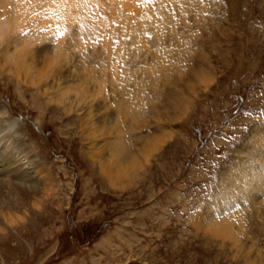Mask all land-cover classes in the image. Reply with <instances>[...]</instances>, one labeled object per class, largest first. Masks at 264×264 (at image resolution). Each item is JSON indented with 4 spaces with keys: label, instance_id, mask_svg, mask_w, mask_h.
Listing matches in <instances>:
<instances>
[{
    "label": "rangeland",
    "instance_id": "obj_1",
    "mask_svg": "<svg viewBox=\"0 0 264 264\" xmlns=\"http://www.w3.org/2000/svg\"><path fill=\"white\" fill-rule=\"evenodd\" d=\"M204 1L201 24L192 12L188 24L177 22L179 6L170 3L169 50L148 59L153 67L134 68L135 86L121 104L132 113L116 123L115 109L103 113L99 104L34 107L32 87L0 77V106L19 118L42 167L37 194L12 183L0 190V264H243L231 258V241L220 245L192 220L231 195L223 187L240 173L234 151L248 152V134L260 127L264 3ZM203 74L213 81L203 84ZM105 162L116 171L111 182L99 168Z\"/></svg>",
    "mask_w": 264,
    "mask_h": 264
},
{
    "label": "bare ground",
    "instance_id": "obj_2",
    "mask_svg": "<svg viewBox=\"0 0 264 264\" xmlns=\"http://www.w3.org/2000/svg\"><path fill=\"white\" fill-rule=\"evenodd\" d=\"M171 2L179 6L177 22L186 24L192 12L195 22L204 23L201 15L208 4L204 0H0V77L5 73L7 80L15 79L18 84L32 87L30 102L34 107L43 108L54 101L57 109L66 112L72 106L85 105L89 110L99 104L103 113L110 107L115 109L111 118L116 123L118 118L132 113L133 107L127 103L128 90L136 81L134 68L148 66L153 63L149 58L157 61L169 50L163 36L169 30L170 18H174ZM238 2L240 6L246 4ZM228 8L227 15H233L236 7L232 2ZM261 9L264 18V5ZM179 34L175 32L176 39ZM199 79L203 84L213 81L207 74ZM123 100L127 102L125 107L121 106ZM257 120L260 127L253 134L248 132L249 151H234L238 154L236 166L240 173L229 174L227 188L222 186L231 195L226 199L223 196L225 201L217 212L198 211L192 220L195 231L218 239L220 245L231 241L235 251L231 258L241 257L243 264H264V113ZM22 126L19 118L10 116L0 106V190L4 193L11 183L23 185L32 193L42 185V167L35 145L26 139ZM148 141L143 144L147 152L160 143ZM108 166L105 162L99 168L111 182L116 171ZM239 233L245 234L244 240ZM260 237L263 247H258Z\"/></svg>",
    "mask_w": 264,
    "mask_h": 264
}]
</instances>
